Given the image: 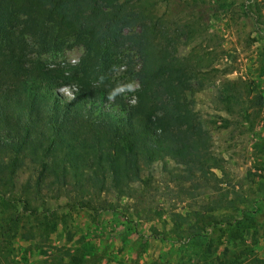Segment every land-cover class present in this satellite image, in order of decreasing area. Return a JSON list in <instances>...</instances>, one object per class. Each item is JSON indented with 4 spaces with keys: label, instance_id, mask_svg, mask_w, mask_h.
I'll use <instances>...</instances> for the list:
<instances>
[{
    "label": "rangeland",
    "instance_id": "374dc122",
    "mask_svg": "<svg viewBox=\"0 0 264 264\" xmlns=\"http://www.w3.org/2000/svg\"><path fill=\"white\" fill-rule=\"evenodd\" d=\"M113 4L126 18L122 35H137L148 26L162 36L159 42L172 57L205 66L194 69L182 99L209 135L217 166L188 176L183 164L166 158L145 169L122 196L84 192L71 183L59 187L50 178L32 203L44 215L33 218L8 205L36 179V166L27 163L15 175L13 197L0 200V229L11 230V257L0 253V264H68L74 256L80 264H215L228 224L236 221L246 228L237 236L246 241V257L262 258L264 0ZM133 18L138 23L128 25ZM83 52L73 46L40 59L74 67ZM118 52L111 77L118 92L132 100L137 84L125 72L137 69L140 59L128 42L120 43ZM73 90L71 83L56 92L70 100Z\"/></svg>",
    "mask_w": 264,
    "mask_h": 264
},
{
    "label": "trees",
    "instance_id": "16d2710c",
    "mask_svg": "<svg viewBox=\"0 0 264 264\" xmlns=\"http://www.w3.org/2000/svg\"><path fill=\"white\" fill-rule=\"evenodd\" d=\"M113 1L0 0V200L13 197L17 171L35 165L34 183L8 201L27 217L44 213L32 203L50 178L59 187L71 183L84 192L122 196L166 158L183 164L188 176L217 166L209 135L182 99L194 69L205 66L172 57L148 26L122 35L126 18ZM123 42L140 59L137 69L125 72L137 84L132 100L118 92L110 73ZM73 46L84 51L74 67L40 59ZM71 83L72 98L65 100L56 90ZM227 229L215 264H264V256L246 257V241L237 238L245 227L236 221ZM0 230V253L11 257V230ZM80 263L76 256L68 261Z\"/></svg>",
    "mask_w": 264,
    "mask_h": 264
}]
</instances>
